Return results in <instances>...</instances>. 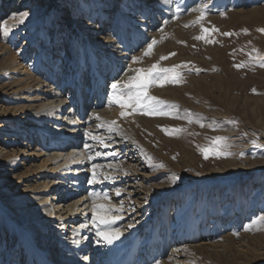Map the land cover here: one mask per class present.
Returning a JSON list of instances; mask_svg holds the SVG:
<instances>
[{
    "label": "rangeland",
    "instance_id": "obj_1",
    "mask_svg": "<svg viewBox=\"0 0 264 264\" xmlns=\"http://www.w3.org/2000/svg\"><path fill=\"white\" fill-rule=\"evenodd\" d=\"M5 2L9 7L1 10L0 19L3 22L11 16L12 6L19 5L20 0ZM122 2L124 4L118 9L127 16L119 21L121 29L126 27L124 31L130 36L132 32L128 27L135 24V18L128 14H135L136 8L132 0ZM100 3L103 9L112 12L111 17L116 16V8L109 0H28L21 6L27 9L28 18L23 23L10 25L6 35L2 29L0 43L6 44L19 58L24 57L21 61H25L33 73L39 74L44 60L52 51H56L54 54L58 51L57 55L65 61L63 55L68 56L73 42L89 77L90 70L99 71L102 65L90 62V48L85 41L88 33L80 34L77 26L86 28L88 23H97L96 8ZM163 5L168 11L158 27L157 43L151 56H140L143 58L137 68L147 69L157 62L162 68L187 65L177 69L182 75L180 83L156 85L148 92L168 104L178 105L175 111L180 118L144 114L140 110L133 112L129 108L126 115H119L116 119L119 129L126 134L129 128V136L134 135L141 140L143 146L136 147L129 157L136 159L138 156L141 173L152 175L145 183L148 186L163 184L157 191L158 196L147 200L144 205L146 215L143 218L148 219L138 233H141L140 244L152 241L156 253L159 251L157 246L161 247L166 241L165 255L157 258L158 262L170 256L176 246L175 241H185L182 246L191 240V243L211 245V251L204 254L192 251L188 264H264V220H261L264 217V172L259 169L261 163L256 164L264 161V147H256L252 143V140H257L264 145V67L259 66L260 62H264V31H260L264 29V0H164ZM193 8L203 9L206 14V19L199 24L195 21L201 12L193 11ZM80 20H86V24L79 25ZM202 28L208 31L204 32ZM244 29H247V34ZM223 33L234 34L225 36ZM199 35L215 43L194 39ZM59 40L60 46L56 44ZM254 48L259 50L258 53L252 52ZM135 50L138 52L139 46ZM172 53L175 55H170ZM249 53L258 55L259 60H253ZM7 56L8 53L0 57V106L3 104L10 108L16 102L9 99L6 90L16 76L6 70L7 61L4 59ZM162 56L169 58L161 60ZM241 64L244 66L235 67ZM197 69L200 71L197 72ZM62 75L58 82L65 92L69 74ZM84 81L83 88L87 91L88 78ZM70 91L75 95V90ZM187 113L199 114L202 119L196 122V117H193V122L189 123L184 118ZM230 121H237L238 124L233 125ZM165 128L168 133L163 130ZM173 129L183 131L173 132ZM218 136L225 137L230 145L221 150L232 155L210 153L205 159L200 148L209 147L212 138ZM114 141L116 145H121L120 152L126 151L130 145L123 138ZM119 154L108 162L124 160L125 157L120 158L122 155ZM159 164L165 167H158ZM2 166L0 205L15 207L17 198L13 194V185L16 181L7 179L10 172L7 166ZM23 170L24 167L19 168V171ZM173 175L180 177L175 183ZM142 179L139 177L135 181L142 182ZM168 187L176 189V194L169 201L158 198ZM110 189L108 184L105 190ZM124 204L129 206L127 202ZM152 219L155 221L151 222ZM249 225L252 228L246 231ZM2 238L6 239L4 235ZM230 240L234 243L228 250L225 246ZM214 246L216 251L225 255H213Z\"/></svg>",
    "mask_w": 264,
    "mask_h": 264
},
{
    "label": "bare ground",
    "instance_id": "obj_2",
    "mask_svg": "<svg viewBox=\"0 0 264 264\" xmlns=\"http://www.w3.org/2000/svg\"><path fill=\"white\" fill-rule=\"evenodd\" d=\"M109 1L116 8L115 17H111L112 12L103 9L100 3L96 8L99 17L97 23H88L86 28L77 26L80 34L88 33L85 41L90 48H87L90 50V62L102 65L99 71L90 70L89 77L73 42L68 56L63 55L65 61L57 55L58 51L56 54V51H52L41 64L42 71L39 74L33 73L25 61H21L24 57L19 58L6 44L0 43V57L8 53L4 59L7 61L6 70L16 76L6 90L9 99L16 104L10 108L3 104L0 106V167L7 166L10 172L7 179L16 181L13 194L17 198L15 207L0 205V264H121L124 258L128 264H188L192 251L202 254L211 251V245L205 242L191 243V240H187L189 242L181 246L185 241H175L176 246L170 256L158 262L157 258L164 255L165 244L156 253L152 241L140 244L141 233H138L148 219L143 218L146 215L144 205L147 200L158 196L157 191L163 184L148 186L145 182L152 175L141 173L138 156L136 159L129 157L136 147L143 146L141 140L134 138V135L129 136V128L125 134L122 129L112 132L106 127L100 128L99 124L103 121H116L123 111L115 103L110 104L112 92L111 87L108 90L109 85L119 80L126 81L133 75L134 71L130 69L138 66L133 58L140 57L147 45L157 39L160 34L158 27L163 23L168 10L163 7L164 0H132L136 12L128 16L135 18V24L128 27L132 33L127 36L124 31L126 27L121 29L119 21L127 16L123 10L118 9L124 2ZM27 2L20 0L19 5L12 6V14L5 21L8 27L20 22L19 16L13 18V14L27 11L21 7ZM8 7L5 0H2L0 16L1 10ZM3 21L0 19V25L5 23ZM80 21L79 25L86 24V20ZM2 29L0 27V32ZM60 42L56 44L60 46ZM136 46H139L138 52ZM62 73L69 74V90L65 92L58 82ZM57 75L59 78H56ZM85 78L89 82L87 91L83 88ZM70 89L76 91L75 95H72ZM103 105H106L105 108ZM97 114L100 120L96 119ZM7 125L10 127L7 128ZM88 133L103 136L109 147L105 148L103 144L92 140ZM118 138L130 144L126 151L120 152L121 145H116L114 141ZM97 152L101 155L97 156ZM117 153L125 159L109 163ZM257 163H261L259 169L264 172V161ZM94 164L102 166L97 169L100 174L98 180L102 182L89 183ZM20 167L25 170L19 171ZM104 174L109 178L104 179ZM139 177H143L142 182L135 181ZM125 181L127 183L121 185ZM108 184L111 189L105 190ZM117 189L120 195L114 194ZM175 190L168 187L158 198L169 201L176 194ZM93 193H106L110 198L98 200L97 203L115 205L122 209L111 213L122 217L111 227L119 228L123 233L112 244L96 235L97 226L92 223ZM121 197L123 199L119 200ZM129 224L133 227L129 228ZM103 227L100 226L101 229ZM2 235L6 239H1ZM233 243L230 240L225 247L229 250ZM214 247L213 255H225ZM138 249L137 260L130 262L128 258H135Z\"/></svg>",
    "mask_w": 264,
    "mask_h": 264
},
{
    "label": "snow or ice",
    "instance_id": "obj_3",
    "mask_svg": "<svg viewBox=\"0 0 264 264\" xmlns=\"http://www.w3.org/2000/svg\"><path fill=\"white\" fill-rule=\"evenodd\" d=\"M193 11H200L201 15L197 18L195 23H201L204 19H206V14L203 9H196L193 8ZM19 16L20 22L23 23V21L29 16V13L27 11L20 12L18 14L14 13L13 18L16 16ZM178 18V17H177ZM187 27V25H185ZM0 27L3 28L4 34H8L9 27L7 26L6 22L3 25H0ZM215 31H219L218 29H214ZM202 31L207 32L208 29L202 28ZM245 34H247V29L243 30ZM260 31H264V29H260ZM234 33H223L225 36H231ZM194 39L197 40H205L206 43H215L213 40H207L204 35H199L194 37ZM157 41L153 39L151 43L147 45L146 50L143 53V56H151L153 52V47L156 45ZM258 49H253V53H258ZM170 55H175V53H172ZM249 56L253 60H259V56H253L252 53H249ZM143 57H134L133 62L137 63L142 60ZM169 57L162 56L161 60H166ZM186 67L187 65H175L172 67H160L159 63L152 64L149 68H139V69H130V71H134L136 74L133 76H130L126 81H117L111 85L112 88V98L110 101V104L115 103L118 105L123 111L120 113L121 116H124L127 114V110L129 108L132 109L133 112L140 110L144 114H150V115H160V116H174L176 118H180L178 114L176 113V109L179 108L178 105L175 104H168L166 101L159 100L155 96H151L148 94L149 89L153 86L160 85L163 86L165 83H180L182 80L181 73L177 70L180 67ZM244 65H235V67L240 68ZM260 67H264V62L259 63ZM200 70L197 69V72ZM255 92V89H253ZM165 105H167V108H165ZM193 117H196V122H200L202 117H199V114H193V113H187V115L184 118H187L189 120V123L193 122ZM96 119L100 120L101 118L99 115H96ZM233 125L238 124L237 121H230ZM204 124L201 123V127H203ZM211 126V125H209ZM100 128H107L109 131H119V126L116 121H103L99 124ZM166 133L169 132L167 128L163 129ZM173 132H180L183 131L182 129H173ZM89 137L92 140L97 141L100 144H103L105 148L109 147V145L105 142V138L103 136H97L93 135L92 133H88ZM245 135H247L245 133ZM253 145L256 147H264V145H261L257 142V140H252ZM199 147V146H198ZM230 147L226 143L225 137H214L212 138V144L209 147H203L200 148V151L204 154L205 159L208 158L210 153H213L217 156H228L232 155L231 152L228 151H222L221 149H227ZM97 156H100L101 153L97 152ZM243 155V154H242ZM92 157H89L91 159ZM149 160L152 159V157H148ZM175 158V157H174ZM102 167L101 165H92V176L89 181V183H97L102 182L98 180L99 173L97 172V169ZM111 167V165H109ZM158 167H165L163 164H159ZM109 176L107 174H104V179H108ZM180 177L173 175L172 181L175 183L177 180H179ZM117 195H120V190L117 189L116 191ZM93 204H92V212H93V218L92 223L97 226L96 235L98 237H102L104 241H106L108 244H112L113 241L120 238V236L123 234L119 228H112L111 225L121 219L120 216H113L111 213L112 211H120L122 209L116 208L115 205H109L104 203H97L98 200H109L110 198L106 193L104 194H97L93 193ZM261 220H264V217L261 218ZM100 226H104L102 229ZM83 227V225H82ZM129 228L133 227L132 224L128 225ZM252 228L251 225L245 228L246 231H250ZM236 235H239L238 233ZM74 243H79V241H73ZM87 259V257H85Z\"/></svg>",
    "mask_w": 264,
    "mask_h": 264
}]
</instances>
